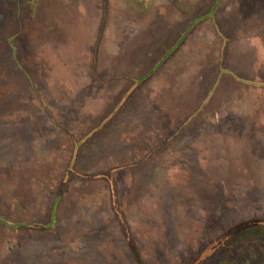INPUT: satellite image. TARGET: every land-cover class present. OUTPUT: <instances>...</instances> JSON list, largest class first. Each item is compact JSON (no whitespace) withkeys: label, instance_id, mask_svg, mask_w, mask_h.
Returning <instances> with one entry per match:
<instances>
[{"label":"rangeland","instance_id":"374dc122","mask_svg":"<svg viewBox=\"0 0 264 264\" xmlns=\"http://www.w3.org/2000/svg\"><path fill=\"white\" fill-rule=\"evenodd\" d=\"M195 1L0 0V76L6 78L4 84L0 81V106L11 103L0 108V243L3 237L15 243L26 235L13 225L34 227L38 219L45 220L39 225L46 224L51 214L69 211L78 196L82 215L106 228L112 220L106 177L115 181V203L119 211L127 209L125 219L131 232L138 233L137 248L145 264H183L208 239L241 222L264 218V0ZM213 5L217 32L229 44L213 65L209 55L215 50L200 57L199 68L184 80V32L191 19ZM100 25L108 32L99 31ZM239 35L252 44H243ZM109 41L116 49L111 62L126 61V72L124 64L107 71L102 59ZM171 59L179 63L177 68ZM187 60L191 67L197 57ZM91 63L96 71L84 88L88 97L62 87L69 72L61 69L81 72ZM148 70L152 78H141ZM44 78V84L53 81L50 102L41 95L46 92L40 91ZM106 78L119 85L147 80L152 87L158 115L150 126L163 136L154 135L156 148L142 159V166L133 159L142 151L135 142L124 136L122 145L120 133L109 135L128 127L131 117L141 119L135 100L113 111L114 98L92 112L87 125L80 123L99 107L90 89L101 99L105 89L98 85ZM224 93L235 94L231 105H222L219 97ZM216 110L219 118L213 116ZM192 119L196 125L187 133ZM45 145H50L48 153ZM39 152L47 154L45 162L37 158ZM66 225L60 218L59 237L56 232L34 240L39 254L34 252L36 243H15L14 250L4 252L13 263L5 257L0 264H62L58 256L78 257L80 232ZM246 241L241 253L211 264H264V232L248 235ZM104 245H89L85 259L103 254L109 257L105 264H120L116 258L123 259V254L107 241Z\"/></svg>","mask_w":264,"mask_h":264},{"label":"trees","instance_id":"16d2710c","mask_svg":"<svg viewBox=\"0 0 264 264\" xmlns=\"http://www.w3.org/2000/svg\"><path fill=\"white\" fill-rule=\"evenodd\" d=\"M140 4L143 5L142 3H140ZM213 7H215V5H213L211 7L209 14H206L205 17L208 18V16L209 17L211 16L210 14H211V10L213 9ZM145 10H147V9H144V11ZM203 18L204 17H202V18L197 17L194 20H192L193 22L191 21V24L189 23L190 26L188 27L187 31L184 32V35H186V33H189L191 30H193L195 28L196 22L202 20ZM98 30L103 32L104 31L103 25H100ZM120 35H121V33H120ZM108 37L113 38V35H108ZM107 43H108L109 49L107 48L106 56L104 59H102L103 61H107V66H106L107 71H108V68L112 69L116 64H118L120 66H121V64L128 65L126 61L121 62V64L117 63V62H115V63L111 62V60L114 58V56L116 54V49H115V47L112 46V43H113L112 41H109ZM100 50H102V49H100ZM127 54L130 55V53H127ZM124 58H126V57H124ZM61 70L64 72L67 71L70 74L72 73L71 75L69 73H67L68 75H66L65 77L63 76L64 80L62 82V87L65 88L68 92L75 91L77 93L79 92V94H83L85 92L84 88L88 84H86L82 87L81 86L75 87V83L77 84V82H76V80H74V78H79V76H83L82 78H85L90 83L93 81V78H94L93 72L96 71L93 63H91L90 69L83 68L81 72L77 71V72L73 73L69 69H61ZM60 74H61V72H60ZM145 77L146 78H148V77L152 78V76H150V75H146V76L141 77V78H145ZM23 78H27V77H23ZM107 78L101 79L99 82V85H98L99 87H101L103 85L104 87L103 86L102 87H103V89H105V92L107 89V87L105 88V85H106L105 81L107 80L109 85L113 84V83H111L112 81H109ZM5 79L6 78L4 75L0 76V81H2L3 84L5 83V81H4ZM45 80H46V78L41 79L43 85H42L40 91H43V90L46 91L41 95L43 96L44 99H47L50 102V100H54V96H52V92L54 91V85H53L52 80L49 81L48 83L44 84ZM123 80H126V78L124 77ZM78 84H79V82H78ZM27 85H30V84L26 80V84L24 86L26 89H27ZM136 86H137L136 83H133L132 89L136 88ZM33 87H34V89L37 90L36 82H34ZM2 89H3V86L0 87V90H2ZM47 92H48V95H47ZM56 100L57 99H55V101ZM126 101H127V99H125L124 97H122L121 100H118V102L116 101L115 106H114L115 107L114 111H116V110L119 111L121 109V107L124 106V103ZM10 104H8L5 107L0 106V108H2V109L7 108L10 106ZM15 113H17V112H15ZM2 121H3V118H0V125H4ZM220 125H221V123L217 122V127H219ZM132 129H133V131L130 130V135H128V136H131V139L134 142H139L143 138H144V140L146 138L147 144L154 145V143H155L154 137L156 135L163 136L162 132H158L155 129L152 130V132H150V133H146L145 131L139 132V131H137L138 128L136 126H135V128L133 127ZM220 129H222V128H219L218 130L220 131ZM254 129H256L255 126H254ZM222 133H223V130H222ZM125 136H127V135H125ZM146 136H149V137H146ZM26 137H29V135H26ZM162 142H163V140H160L159 143H162ZM47 145H45V151L48 153L49 151L47 149L50 145L48 147H47ZM37 152H38V148L35 145L34 153H37ZM148 152H150V151H148ZM46 155L47 154L45 152H43V153L39 152L37 155V158L40 161L45 162L44 158L46 157ZM149 155H150V153H148L145 157H149ZM29 156H33V155L30 154ZM143 161H142V159H140L139 163H137V166L138 167L142 166L144 164ZM20 165H24V163L22 162ZM186 171H184V173H186ZM187 172H188V174H192L191 171H187ZM184 175L187 176V174H184ZM192 175L195 176L194 174H192ZM190 177L193 179L192 176H190ZM103 181H105V183H106L107 194H109V199L112 201L111 202L112 220L109 221L106 228H104V227L100 228V226L96 227L95 225H97V224L93 219L89 218L87 215L86 216L82 215L81 205H80V203H78L76 201L79 198V196H78L75 200V203L71 202V208L69 211L64 210V211L57 213V214H51L52 217L49 219V222H47L46 224L39 225L38 223L44 222L45 220H39L38 219L32 223V225L33 224L36 225L34 227H32L31 224L26 225V222H21V223H19V225H13L15 227L19 226V228H18L19 231L25 230L26 235H27V232L31 233L30 235H27V238L26 237L24 238V236H26V235H23L22 236L23 238H18L15 241V243L19 244L20 242L21 243L23 242V243H26V244L32 246V245H34L33 243H36V242H34V240H37L38 238H45L47 234H49L50 237L56 235V232L59 231V229L57 228L59 226V220H60V218H62V219L67 220L68 226L66 225V228L79 230L80 235L78 236L77 241L79 243H81V245L77 246V248L75 249V251H77L79 253L78 257H75V258H73V257L64 258L63 257L62 258V257L58 256V259H59L58 262L59 263L61 262L62 264H71L75 260V261H77L76 263H78V264H105V261L109 260L108 259L109 257L104 258L103 254H101L99 256V258L98 257L94 258V255H95L94 254L95 250H94V251H91V253L94 255L89 256L88 259L86 260L85 259V251H88L89 245H91L94 249H96V247H98V246L99 247L103 246L105 244V242L107 241V242L114 245L112 248L115 251L117 250V251H119V253L123 254V256H124L123 263L125 262L126 264H145L144 259H143L144 258L143 254H141V252L137 248L138 233L135 232V229L133 230V232H131V226L129 225V222L127 221V219H125V214H126L127 209H125L124 211H119L121 208L119 205V202L117 201V203H115V197H116L115 181L110 180L107 177ZM184 181L186 182V180H184ZM9 185L10 184H8V186ZM63 185L65 187L66 183H64ZM79 202H80V200H79ZM55 204H56V202H55ZM0 206H1V204H0ZM13 206H14V208H16L14 204H13ZM131 206L132 205L130 204L129 207H127V208L131 209L132 208ZM3 209H4V207L0 208V210H3ZM1 222H3L2 224L5 226H7V225L12 226V224H11L12 222L8 223L6 221L4 222L3 220ZM12 230H14V229H12ZM263 232H264V218H260V219L257 218L255 220H249V221L241 222L240 224H238L236 226L228 228L222 234L218 235L216 238L208 239L206 247L204 249H202L201 251L191 252L189 254V258L185 262H183V264H211L213 262L221 261L222 260L221 258L224 256L231 255L234 253H239V252L241 253L243 251L242 248L245 245H247L246 242H248V241H246V238L248 237V235L259 236V234L260 233L263 234ZM97 233L100 234V236L97 235ZM57 234L58 235H56V236L59 237L60 234L58 232H57ZM62 235L68 236V235L63 234V232H62ZM106 238H107V240H106ZM9 239H11V237ZM11 242H13L12 239L8 240L5 237H3L1 239V243H0L1 256H0V258L5 259V257H8L11 260V262L13 263L12 257L6 256V254L8 252H6V254L4 253L7 250H14L15 249L14 248L15 243H11ZM125 247L128 250V253L125 251ZM39 250H41V247L39 245H37V243H36V249H34V252L36 254H39ZM31 252L32 251H29L27 253H31ZM58 254L61 255V253H58ZM114 258H112V259H114ZM116 259H119L120 262L122 263L123 259L120 256ZM155 261H157V260H155ZM112 263L118 264L119 261L117 262V260H115ZM30 264H32V263H30Z\"/></svg>","mask_w":264,"mask_h":264},{"label":"crops","instance_id":"0c3cea01","mask_svg":"<svg viewBox=\"0 0 264 264\" xmlns=\"http://www.w3.org/2000/svg\"><path fill=\"white\" fill-rule=\"evenodd\" d=\"M190 1L192 2V0H190ZM193 2L196 3L195 0H193ZM211 7L208 8V10H207L208 12L201 13V14H198V16H196V17H199V18H202V17H204V18L202 20H200V21H197L196 25H195V28L193 30H191L189 33H186V35H184V42H186V44H187V45H185V43H184V51H185L184 52V80L187 78V76H188V78H189V76L191 77V75L193 74L192 72H193L194 69H198L199 68L198 61H199L200 57L205 59V56L208 55V53H211L210 52L211 50L212 51L215 50L214 54L209 55L211 57L209 62H210L211 65H213V64L216 63V61H218V57H220V55H221L220 52H221L222 47H224L226 45L228 46V44H229L230 40H227V42L224 45V41L223 42L221 41L222 34L217 32L216 24H215V21H214V15L217 12V8L213 7V9L211 10V14H210L212 16V18H213V21H214V27L211 25V19L209 18V16H208L209 19L207 17H205L206 14H209ZM191 21H192V19H191ZM191 21H190V23H191ZM106 31L108 32V29L104 28L103 32H106ZM229 31H230V29H227L225 33L224 32H222V33H224V35H226V33L229 32ZM123 34H125V33H123ZM119 36H120V34H119ZM244 38H245V36H244ZM244 38H243V36H240V40L242 41L243 44H245L246 46H249V45L252 44V41H248L247 38L246 39H244ZM189 39H192L194 42L189 40ZM262 40H263V38H262ZM260 42L262 44L263 41H260ZM100 49H102V46L100 47ZM187 57H189V58H196L197 57V61L193 62L191 67L190 66L188 67V65H190V63L188 62ZM171 60H172V63H173V67L172 68H177V65L179 63H177L176 60L178 61L179 58L176 57V60L175 59H171ZM212 62H214V63H212ZM172 63H171L170 66H172ZM166 65H167V63H166ZM226 65L227 64L225 62V66ZM124 67H125V69H123V70H124V72H126L125 70L127 69V65H124ZM189 69H190V71H189ZM148 72H149V70L146 71L145 73L143 72L144 74L141 73L140 77L146 76L148 74ZM82 77L83 76H79V78H74V80H76V82H77V84L75 83V87H80V86L82 87V86L86 85L87 83H89L85 78H82ZM146 79H151V77H148ZM177 79H181V76H178ZM78 82H79V84H78ZM127 82L128 81H124L123 84H121V85H119V84L107 85L106 92H104V94H103L101 99H96L97 95L95 94V91L90 89V94L92 96L91 100H97V101L100 102V104H99V107H97L96 109H91V108H95L92 105V107L89 108V109H91V112L88 113L89 117H87L84 120L80 119V123H84V125H87L89 123V121H90L92 112L97 111V109L102 108V104H105V106H107L108 104H110L112 102V100L114 98H115V101L119 100L120 99L119 95H120L121 92H122L123 97L125 99H127L125 104H128L130 100H135L134 101L136 103L135 112L138 115H141V119L144 118L143 121L141 119L138 120L137 117H136V119H133V117H131V119L129 121V124L127 125L128 127H124L123 129H119L121 132H114L112 134H109V135H113V134H116V133H120L121 134V142H120V144H122V145H124V136L125 135H127V138L130 141V143L134 142L131 139V136H128V135H130V130L133 131L132 128L133 127L135 128V126L138 128L137 131H139V132H142V131H145L146 133L152 132V130H154V129L151 128L150 125L152 124V122H153L154 118L156 117V115H158V113H157L158 110L155 107V105H156V97H154L151 94L152 87L150 86V83H147V80L136 82V85H137L136 88L132 89L133 84L127 85ZM185 82L186 81H184V83ZM225 86H229V77L226 79ZM87 91L88 90L85 91V96L86 97H88V95H86ZM234 96H235V94H233L232 96H229L227 93H224V94H221V97H219V99H221V101L224 102L222 104L223 106L226 105L227 101L231 102V103H227L228 105H231L233 103V97ZM223 106H222V108H223ZM217 110L213 111V116H217V118H219ZM113 111H114V109H113ZM203 112L205 113L206 110L203 109ZM109 116L110 115L108 114V117ZM188 116H190V115H188ZM196 116H194L195 119H196ZM201 116H203V115H199L197 117L200 118ZM195 119H192L190 121V125L191 124L192 125H191L190 128H188L187 133L189 131H191V129L193 128L194 125H196V123L194 122ZM131 121H134V124H132ZM199 122L200 121H198V123ZM80 123H78V124H80ZM103 124H104V122H103ZM99 126H101L100 123L98 124L97 127H99ZM146 137H149V136H146ZM146 140H147L146 138H145V140L143 138L141 141L135 142L136 146H139L138 147L139 150H142L141 153H140L141 156L139 158L137 157L138 155H136L133 158L136 165H137V163H139L140 159H144V157L148 153H151V151H153L156 148L155 145L147 144ZM118 147H120V145ZM148 151H150V152H148ZM170 164H171V162H170ZM111 165H113V164H111ZM115 165H116V163H115Z\"/></svg>","mask_w":264,"mask_h":264}]
</instances>
